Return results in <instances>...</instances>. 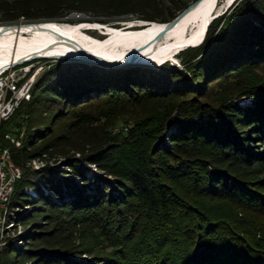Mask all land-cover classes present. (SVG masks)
Here are the masks:
<instances>
[{"label":"trees","instance_id":"1","mask_svg":"<svg viewBox=\"0 0 264 264\" xmlns=\"http://www.w3.org/2000/svg\"><path fill=\"white\" fill-rule=\"evenodd\" d=\"M168 1L0 0V22H62L72 12L166 22L190 2ZM204 42L179 52L186 71L168 62L48 65L0 130L23 168L9 221L25 230L6 236L0 264H264V78L246 74L232 93L215 94L264 65V0H240L214 18ZM99 98L121 111L155 104L125 134L104 129L71 142L56 130L71 108ZM23 111L17 147L6 134L19 136L22 121L9 125ZM86 164L113 182L101 188ZM82 253L91 260H76Z\"/></svg>","mask_w":264,"mask_h":264},{"label":"bare ground","instance_id":"2","mask_svg":"<svg viewBox=\"0 0 264 264\" xmlns=\"http://www.w3.org/2000/svg\"><path fill=\"white\" fill-rule=\"evenodd\" d=\"M202 0L200 1L173 29L168 31L159 40L155 35L162 29L163 24L146 23L139 27L137 22L128 21L130 26L114 27L112 24L101 22H55L52 23L58 33L33 25L3 26L0 24V72L14 65L35 57L73 56L84 60L77 47H84L92 52L105 55L118 62L131 61L160 65L169 60H176V55L187 44H195L205 38L210 22L215 14L223 12L233 0ZM110 26L106 31L102 29ZM87 29H97L105 34L106 38L94 36ZM196 45V44H195ZM198 45V44H197ZM200 45V43H199ZM142 48H138V47ZM178 51V52H177ZM175 52H177L175 54ZM33 84L31 80L26 88L24 97ZM21 146V143H20ZM35 160L33 166L40 167ZM21 173L18 177L20 180ZM16 187V186H15ZM14 189L5 197L3 210L0 215V251L6 243V236L13 223L9 221L10 202ZM14 214V213H13Z\"/></svg>","mask_w":264,"mask_h":264},{"label":"rangeland","instance_id":"3","mask_svg":"<svg viewBox=\"0 0 264 264\" xmlns=\"http://www.w3.org/2000/svg\"><path fill=\"white\" fill-rule=\"evenodd\" d=\"M193 1L194 0H190L189 4ZM239 1L240 0H233V2L223 12H221V14H219L216 17L220 18L222 16H226L227 14H229ZM165 2L167 3L169 1L165 0ZM219 2L222 4L224 2V0H220ZM170 9H173V8H169V10ZM135 19L136 18H132V17H114V16L95 15V14L86 13V12H72L71 14L67 15L66 18H64L62 22L78 23V22H82V21H84V22H95V21H97V22H101L103 24H106V23L112 24V26H114V27H122V26L126 25V22H128L130 20H135ZM3 23H6V22H0V24H3ZM109 28H111V27L106 26L102 30L107 31ZM88 32L94 36L106 38V35H102V33H100V31L97 29H90V30H88ZM205 37H206V35H205ZM204 40H205V38H204ZM204 40L200 43V45H202ZM205 43L206 42H204L203 45ZM200 45H198V46H200ZM195 47H197V46H195ZM59 59L66 60V61L83 62V63H89V64H99V63H94V62L83 61V60H80L77 58L35 57V58L29 59V60H24L22 62H18L16 64L10 66L8 68L7 72L8 73H14L17 76H23L24 78L31 77L33 79V83H34L36 81L37 77H39L47 69L48 65L51 62H53L55 60H59ZM182 59H183V56L182 57L179 56V53H178L176 55V60H169L166 62H168L170 65H176L181 70L186 71L185 66L182 63ZM166 62H163V63H166ZM162 64H160V65H162ZM99 65L106 67V68L107 67H119V66H108L105 64H99ZM131 65L132 66L142 65V66H146V67H159L160 66V65H151V64H145V63H129V64H125L123 66H131ZM243 72H244V74H239L240 76L234 75L232 79L223 81L222 84L217 85L215 88V91H216L215 94H219V92L220 91L222 92L223 89H226V91H230L229 93H232L231 91L234 89V87L237 85V83H239L241 81L239 79L247 78V77H244V75H246V74H248V75L250 74V75H253L256 77H263L264 78V65H259L258 67L247 68V72H245V70ZM248 75H246V76H248ZM28 97H29V94L27 95L26 98H28ZM250 101H251L250 98H241L239 100L240 103H250ZM153 104H155V100H148V101H145L141 105H138V106H133V107L128 108V109L122 108L123 110L121 111L118 109L119 108L118 103H113V102L111 103L110 100H108L106 98L92 99L91 101L88 102V104H85L82 107L71 108L70 111L68 112V114L55 124V128L57 131H59V130L66 131L67 135L72 138L71 142H76V141L80 140L82 137L85 136L86 132H88V133L94 132V131L99 132V131L104 130V129H109V130L113 131L114 133H118V134H121V133L125 134V133H127L128 127L130 125H132L134 120L136 119V117H137L136 114L139 113V110H145L146 111L147 109L151 108V106H153ZM24 114H25L24 111H23V113H20L18 116H16V118L11 123V125H9V126H13V124H15L14 123L15 121H17V122L22 121L21 123H23V124H21L22 125L21 128H19V129H21L19 136H17L16 134L11 132V135L13 137H16V136L22 137L24 134V131H25V123H24L25 122V120H24L25 115ZM77 117L81 118L80 119L81 123H79V125L76 124L75 128H72L69 130V128H71V121ZM17 129L18 128H16V130ZM166 131L167 132L174 131V128H167ZM8 133H10V132H8ZM0 136H1V132H0ZM164 142L166 144H168L169 141L167 139H165ZM78 154L79 153H77V155ZM62 160H64V158L60 157V160L57 163L60 164L61 168H67L66 164H64V162H62ZM43 163L44 162H42V161L37 162V164H39L40 166ZM86 165H87L86 166L87 167V175L92 180H96V179L100 178V183H102V182L104 183L103 180L107 177L109 180H112V182H113V178L110 175H107L104 172H102L98 168V166H96L95 164H86ZM33 167L35 168V166H33ZM263 176H264V174H263ZM75 180H77V178ZM105 185H106V183L101 184L100 187L102 188ZM24 232H25V230L22 228L21 225H18V227L12 226L9 229L7 236H15L18 234H23ZM19 242L21 243V241H19ZM98 246H100V244ZM96 250L98 251V248H95L93 251H96ZM103 252H105V251H103ZM90 258H91V256L89 254H86V253H82L80 256H76V260H78V261H84V260L90 259ZM99 259H98V261H97V259H95L93 264H102L101 260H99Z\"/></svg>","mask_w":264,"mask_h":264},{"label":"built area","instance_id":"4","mask_svg":"<svg viewBox=\"0 0 264 264\" xmlns=\"http://www.w3.org/2000/svg\"><path fill=\"white\" fill-rule=\"evenodd\" d=\"M7 70L8 68L0 72V130L2 124L12 117L23 102L26 88L33 80L31 77L8 73ZM6 138L15 146H20L21 137H13L11 133H7ZM21 173L23 168L14 161L11 148L0 145V215L5 197L14 189Z\"/></svg>","mask_w":264,"mask_h":264},{"label":"water","instance_id":"5","mask_svg":"<svg viewBox=\"0 0 264 264\" xmlns=\"http://www.w3.org/2000/svg\"><path fill=\"white\" fill-rule=\"evenodd\" d=\"M200 1H202V0H194L193 2L188 4L185 8H183L181 11H179V13H177L172 19H170V20H168L166 22H157L159 24H163V27L155 35V37H154L155 40H159L168 31L173 29ZM219 14H221V12L215 14V16H218ZM64 18H66V16ZM133 21L138 23V25H136L137 27L141 26L142 24L155 23L156 22V21L141 20V19H135ZM55 22H59V21H57L56 19H53V20H42V19H40V20H20L18 22H6V23H3L2 25L3 26H16V27H20L22 25H33L35 27L39 26V27H42V28L49 29V31L58 33V31L53 26H51V24L55 23ZM79 23H81V22H79ZM82 23H85V22L82 21ZM127 26H130V24L128 22H126V25L122 26V27H127ZM87 30H90V29H87ZM106 32H108V31H106ZM58 34H60V33H58ZM102 35H105V34H102ZM198 45L187 44L184 48L182 47L179 50H183V49H185L187 47H195V46H198ZM138 48L140 49L142 47L140 46ZM77 49L82 54V57L84 59L83 61L94 62V63H99V64H105V65H108V66H123L125 64L134 63V62H131V61H128V60L118 62V61H116V60H114L112 58H109V57L105 56V55H101V54L92 52V51H90V50H88V49H86L84 47H79L78 46ZM177 52H175V54ZM42 57L52 58L54 56L43 55ZM58 58H76V57H73V56H60ZM24 60H26V59H24ZM18 62H20V61H18ZM18 62H15V64L18 63Z\"/></svg>","mask_w":264,"mask_h":264}]
</instances>
